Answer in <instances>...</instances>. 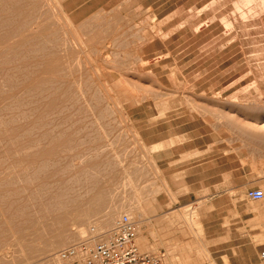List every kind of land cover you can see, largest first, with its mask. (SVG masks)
<instances>
[{"label": "rangeland", "instance_id": "374dc122", "mask_svg": "<svg viewBox=\"0 0 264 264\" xmlns=\"http://www.w3.org/2000/svg\"><path fill=\"white\" fill-rule=\"evenodd\" d=\"M54 1L45 4L50 18L33 19L30 7L0 0V22L9 20L0 26V211L6 200H26L36 182L43 180V172L52 169V161L60 165L87 161L93 163L96 188L122 209L116 219L128 214L126 210L141 214L138 232L143 230L151 248L138 247L141 252H164V264H216L211 249L229 238L252 239L258 252L264 251V219L256 220L257 216L258 234L205 232L214 229L209 211L238 206L256 214L264 207V201L246 197L250 189L264 192L262 3ZM52 23L57 39L69 44L56 47L46 58L33 54L28 45L33 32L39 28L38 35L47 34ZM73 37L83 41V49L73 45ZM68 92L71 96L65 97ZM50 146H56L60 155L49 161L51 166L40 167L36 158ZM57 177H50L48 186L56 187ZM73 185L69 196L85 199V187ZM48 186V191L55 188ZM30 211L19 220L41 217ZM67 211L78 215L75 224L84 231L99 225L95 243L111 236L116 219L106 227L100 225L99 211L91 215L73 207ZM55 214L39 219L49 230L40 227V234L31 237L25 224L21 227L26 244L20 238L18 246L6 232L1 247L14 244L16 257L27 251L29 261L20 264H51L38 249L58 231ZM69 220L67 216L63 222L66 227ZM68 233L71 242L53 257L83 242L76 231ZM26 248L36 251L30 254Z\"/></svg>", "mask_w": 264, "mask_h": 264}, {"label": "bare ground", "instance_id": "6f19581e", "mask_svg": "<svg viewBox=\"0 0 264 264\" xmlns=\"http://www.w3.org/2000/svg\"><path fill=\"white\" fill-rule=\"evenodd\" d=\"M5 1V3L7 5H17V4H20L21 6L23 7H30V9L32 11H30L29 13V16L30 18H45V19H48L50 18L51 16H49V13L47 12L48 9L46 10L45 9V4L47 2V0H3ZM56 1V0H55ZM54 1V2H55ZM244 2H246L247 4L249 3H253V5L255 3V0H242ZM257 1V0H256ZM260 3H262L263 7H264V0H258ZM257 1V2H258ZM57 2V1H56ZM241 2V1H240ZM58 4V3H57ZM236 4V3H235ZM241 4H244L243 2L240 3ZM246 4V5H247ZM259 4V3H258ZM33 5L35 6V8H33ZM237 6H239L238 4H236ZM245 5V6H246ZM235 6V8L237 7ZM248 6V5H247ZM259 6V5H258ZM58 7V6H57ZM249 7V6H248ZM261 7V6H260ZM240 8V7H239ZM242 8V7H241ZM240 8V9H241ZM245 8V7H244ZM251 8V7H250ZM256 8V7H255ZM259 8V7H258ZM52 9V8H51ZM247 9V7H246ZM50 11V10H49ZM59 11L60 13V10H57ZM238 11V10H237ZM248 11V9H247ZM242 12V11H241ZM239 12V13H241ZM252 12V11H251ZM54 13V12H53ZM56 13V11H55ZM54 13V14H55ZM64 13V12H63ZM247 14V13H246ZM245 14V15H246ZM249 14V13H248ZM61 15V14H60ZM64 15V14H62ZM54 17V16H53ZM66 17V16H65ZM32 19V20H33ZM58 19V18H57ZM9 22V20L5 19L4 21L0 22V26H4V24H7ZM51 24V23H50ZM24 26V25H22ZM21 26V27H22ZM48 28V27H47ZM50 32L47 33V34H41V35H38L37 33L39 32V28H37V30H35L33 32V34L35 33V35L33 37L30 38L29 40V50L34 54V53H43L44 54V58H46L47 56H51L53 55V53L55 52V49L56 47L60 46L61 44L64 46L68 45L69 42L67 41V38L64 40H66L68 42V44H65L64 41H59V39H57L58 35V29L55 25H53L52 23V26H50ZM69 34H73L72 31H70ZM31 35V34H30ZM74 36V35H73ZM76 37V36H75ZM70 41H73V45L76 47H79V48H82L83 49V46H82V43L80 41H82L80 39L77 40L75 39L74 37L72 39H70ZM48 42V44H51L52 46L51 47H48L46 45V43ZM83 42V41H82ZM21 43V42H20ZM77 43V44H75ZM60 46V47H63V46ZM70 46V45H69ZM21 47V45H20ZM67 47V46H66ZM85 47V45H84ZM17 48V47H16ZM73 48V47H72ZM64 50V49H63ZM16 52V51H15ZM21 52V51H20ZM15 55V54H14ZM17 55V54H16ZM19 55V54H18ZM36 55V54H35ZM20 57V55H19ZM42 57V55H41ZM20 60V59H19ZM92 61V60H91ZM89 62V61H88ZM90 64V62H89ZM33 86V85H32ZM38 86V85H37ZM68 88V87H67ZM66 88V90H68ZM69 93V92H68ZM66 93V96L65 97H70V93L68 94ZM5 110V109H4ZM7 110V109H6ZM18 129V128H17ZM14 131V129H13ZM44 133V132H43ZM47 133V132H46ZM44 133V134H46ZM17 134H20V133H17ZM48 134V133H47ZM46 134V135H47ZM49 135V134H48ZM19 136V135H18ZM17 137V135H16ZM30 137V136H29ZM35 137V136H34ZM259 138V137H258ZM262 138V137H261ZM260 138V139H261ZM32 140V139H31ZM59 141V140H58ZM35 143V141H33ZM55 142V141H54ZM57 142V141H56ZM261 142V141H260ZM58 143V142H57ZM37 144H38V140H37ZM36 144V145H37ZM63 144V142H62ZM35 145V146H36ZM38 146V145H37ZM34 147V146H33ZM74 147V146H73ZM35 148V147H34ZM77 148V147H76ZM38 149V151L40 150L39 148H36ZM65 149V148H64ZM57 147L56 146H53L47 150H44L41 152L40 150V153L38 154L37 158L36 159H39L40 163H39V166L40 167H45L49 164V161L51 159H56L57 156ZM58 153H61V152H58ZM76 153V152H75ZM101 155V154H100ZM89 157V156H88ZM91 158V156H90ZM76 161V160H75ZM97 162V160H94ZM51 162V161H50ZM37 163V162H36ZM52 169L49 170V172L47 171L46 172H43L44 173V177L43 180L40 179L41 181L39 182H36L35 181V178L34 177V183H38L37 185H35L31 191L28 193L29 196H27L26 200L20 198L18 199H14V200H9L7 202L6 200V205L5 207L3 208V210L0 211V247H1V244L5 238V235H6V232H9L12 234V237L17 240L18 242V246H20L19 244V241H20V238H21V242L25 236L26 233H24V236L22 237L23 235V231L24 229H22L21 226L26 225V229H30V235H32L31 237H34V234H36L37 236V233L36 232H39L38 230H40L39 228L41 227L42 231L44 229V231H46L50 226L47 225V223L45 224H42L43 222L39 221L40 218L44 219V218H47L45 217L48 213L50 212H55V216H56V222L58 224H60L59 222L63 223L67 216H68V219L70 218V232L71 231H76V233L78 234L79 239L81 238L80 241H83L84 243H93L96 239H97V231L99 230L98 226L99 225H96L94 226L95 228L93 227H90L88 228L86 231H84V228H78V224L76 225L75 221H76V218L79 219V217H77L78 215L77 214H70L68 213V208L69 207H73L75 210H81V211H84V215H91L92 213L94 212H97L99 211L102 215H101V226H110L111 223L113 222L114 219H116L117 216H119V212L122 211V209L120 210L117 206H113L110 204V201L108 202V198H105L104 197V191L102 189H99V188H96V180H94V176L92 175L93 173H91V169L93 168V163H90V162H85V163H80V164H71V163H65L64 165H60L58 164V162L56 163H53L52 161ZM95 164V163H94ZM101 164V163H100ZM50 165V164H49ZM51 166V165H50ZM97 168H98V165H96ZM101 165H99L100 167ZM112 166V165H111ZM39 168V167H37ZM95 168V167H94ZM47 169H50L47 167ZM101 169V168H100ZM113 169V168H112ZM35 170V169H34ZM39 176V175H38ZM55 176H59L57 178L58 181H57V186L54 188L53 186H50V187H53V191H48L47 190V186H48V182H49V179H52L50 177H55ZM39 179V178H38ZM56 179V178H55ZM31 180H33L31 178ZM96 181V182H95ZM35 183V184H36ZM55 184V182H54ZM73 184H77L78 186L80 185H83V187H85V190H86V197L85 199H78V197L76 198L74 195V197H70L68 192L72 191L73 187L74 186ZM53 185V184H52ZM32 186V185H31ZM48 186V188H49ZM78 186H77V189H78ZM80 188V187H79ZM82 188V187H81ZM80 188V189H81ZM50 190V188H49ZM84 190V189H82ZM13 192H15L13 190ZM17 192V191H16ZM15 192V194H16ZM20 193V192H19ZM264 193V192H263ZM76 194V193H75ZM77 195V194H76ZM79 195V194H78ZM69 196V197H67ZM83 197H84V193H83ZM247 197V196H246ZM50 198L52 199L51 202L50 201ZM264 198V196H263ZM262 198V199H263ZM22 199V200H21ZM49 199V201H48ZM262 199H259V200H253V201H264ZM26 201V202H24ZM33 201V203H32ZM113 202V201H111ZM118 205V203L116 204ZM258 205V204H257ZM264 206V205H263ZM30 207H32L34 209L33 214L34 213H37L39 215H41L40 218L38 219H33V218H27V215L28 213H30L31 211L30 210H33V209H29ZM122 207V206H121ZM252 207H255V206H252ZM256 209V208H255ZM126 210V208L124 209ZM139 210V209H138ZM258 211H256V216L258 217L256 220H261L262 218L264 219V207L261 208V209H257ZM128 212V214H130L132 216V218H135V222L136 224H139V226L142 224L143 222V219L141 217V214L139 213H132V212H129V210H126ZM130 211H134V209H130ZM136 211V209H135ZM79 212V211H78ZM68 213V215H67ZM183 214L181 211H178L177 214ZM38 214L36 215H33V216H37ZM44 215V216H43ZM77 215V216H76ZM136 215H137V218H136ZM21 216H25L24 218V221H20L19 218ZM32 216V215H31ZM44 217V218H43ZM85 217V216H84ZM144 217V216H143ZM185 217V216H183ZM186 218V217H185ZM192 219V217H190ZM256 218V217H255ZM21 219V218H20ZM63 219V220H61ZM176 219V218H175ZM184 219V218H183ZM41 220V219H40ZM55 220V219H54ZM188 219H184V221ZM255 220V221H256ZM59 221V222H58ZM178 222V220H176ZM185 221V222H187ZM263 221V220H262ZM261 221V222H262ZM24 222V223H22ZM68 222V221H67ZM193 225L196 224V222H194L193 220L190 221ZM65 223V222H64ZM63 224H60L62 226L59 227V225L57 224L58 228L57 232L54 233L52 236H50V238H48L44 245L42 247H40L38 250H40V254L44 255V258H46L48 260L49 263L51 264H62L61 261H63L61 258H59V256H54L53 257V254L56 252L57 249L61 248V247H64V245L67 243V239L69 238V233L68 231H66L65 229V225ZM69 223V222H68ZM114 223V222H113ZM189 223V222H188ZM256 224L258 223L257 221L255 222ZM264 223V222H263ZM191 224V225H192ZM259 224L262 225V223H260L259 221ZM257 224V225H259ZM264 226V224H263ZM66 227V228H67ZM75 227V228H74ZM138 227V226H137ZM61 230H60V229ZM49 230V229H48ZM89 230V232H87ZM96 231V232H95ZM26 232V231H24ZM51 232V231H50ZM28 233V232H27ZM74 233V232H73ZM139 233V234H138ZM137 233V237H136V242H138V246L142 249V250H145V249H148L151 245V243H148L147 242V238L145 236H143V230H139V232ZM40 234V232H39ZM48 234V233H47ZM45 234V235H47ZM75 234V233H74ZM29 235V234H27ZM26 235V237H27ZM110 235V234H109ZM39 236V235H38ZM41 236V235H40ZM75 237H78L76 235H74ZM8 237V236H7ZM10 237V238H12ZM72 237V236H71ZM74 237V239H75ZM261 237L264 238V234H261ZM9 238V237H8ZM38 237L34 238L35 240L37 239ZM41 238H45V237H41ZM40 238V239H41ZM7 239V238H6ZM19 239V241H18ZM26 239V238H25ZM39 239V238H38ZM78 239V238H77ZM43 240V239H42ZM73 241V239H71ZM6 241V240H5ZM26 241V240H25ZM32 241V240H31ZM30 241V242H31ZM70 241V240H69ZM69 241H68V244H69ZM78 241V242H80ZM10 242V241H9ZM28 241H26L27 243ZM41 242V241H40ZM71 242V241H70ZM15 243V242H14ZM24 243V241L22 242ZM24 243V244H26ZM37 243V242H35ZM95 243V242H94ZM30 245H33V244H30ZM7 246H8V243H7ZM14 244H9V248H2L0 249L1 253H0V264H20L24 261H29V254H26L22 252L23 254V257H16L15 256V249L13 248ZM23 246V244H22ZM26 246V245H24ZM27 247V246H26ZM30 247V246H29ZM23 248V247H21ZM151 248V247H150ZM153 248V247H152ZM27 250L30 249V248H26ZM17 250V249H16ZM24 250V248H23ZM37 250V252H38ZM29 251V250H28ZM36 250H33L31 249L30 254L35 252ZM17 252V251H16ZM36 252V253H37ZM162 251H157V252H152V253H161ZM164 253V252H163ZM39 255V254H38ZM164 257H165V253H164ZM168 258H171L170 256ZM60 259V260H59ZM46 260V261H47ZM169 262H170V259H168ZM69 261V260H68ZM67 262V260H66ZM65 263V262H64ZM68 263V262H67ZM65 263V264H67ZM71 264V263H70Z\"/></svg>", "mask_w": 264, "mask_h": 264}, {"label": "built area", "instance_id": "2783aa9c", "mask_svg": "<svg viewBox=\"0 0 264 264\" xmlns=\"http://www.w3.org/2000/svg\"><path fill=\"white\" fill-rule=\"evenodd\" d=\"M246 196L250 200L262 199L261 189H250ZM138 227L128 214L118 217L112 227L111 236L88 246L85 243L67 247L58 252L62 260L74 264H164V253L141 252L136 237ZM264 261V251L260 253Z\"/></svg>", "mask_w": 264, "mask_h": 264}, {"label": "crops", "instance_id": "0c3cea01", "mask_svg": "<svg viewBox=\"0 0 264 264\" xmlns=\"http://www.w3.org/2000/svg\"><path fill=\"white\" fill-rule=\"evenodd\" d=\"M190 170L189 167L186 169ZM193 170V168H192ZM191 174H193L191 172ZM220 197H229V195L221 194ZM237 197V195H234ZM232 200V199H229ZM241 201V200H240ZM207 218H212L211 222L214 225H210L214 229L206 230V233L213 235H240V234H258L259 231L254 224L256 214L250 210L238 209V206L232 210H215L209 211ZM216 218V220H215ZM251 222L248 224V222ZM226 222L228 224H226ZM253 223V225H252ZM217 225V226H216ZM220 238L221 236H217ZM236 239L229 238L223 241H218L211 249L213 259L216 264H259L260 253L257 247L253 244L252 239L246 240V242H236ZM231 242L232 244H226Z\"/></svg>", "mask_w": 264, "mask_h": 264}]
</instances>
